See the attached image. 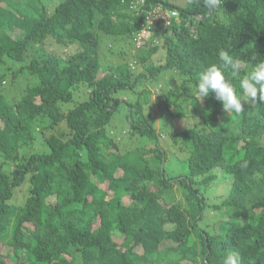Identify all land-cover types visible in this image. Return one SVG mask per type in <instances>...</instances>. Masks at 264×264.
Instances as JSON below:
<instances>
[{
  "label": "trees",
  "instance_id": "obj_1",
  "mask_svg": "<svg viewBox=\"0 0 264 264\" xmlns=\"http://www.w3.org/2000/svg\"><path fill=\"white\" fill-rule=\"evenodd\" d=\"M53 5L0 0V264H264V102L196 93L221 50L264 60V0H144L177 17L139 41V3ZM100 33L133 48L105 63Z\"/></svg>",
  "mask_w": 264,
  "mask_h": 264
},
{
  "label": "clouds",
  "instance_id": "obj_2",
  "mask_svg": "<svg viewBox=\"0 0 264 264\" xmlns=\"http://www.w3.org/2000/svg\"><path fill=\"white\" fill-rule=\"evenodd\" d=\"M141 4L138 8L146 14L150 9L142 6L144 0H131V2ZM199 0H188L189 4H196ZM209 14L222 7L223 0H203ZM177 13V12H176ZM177 17V15L175 16ZM173 17V18H175ZM220 64H210L205 70L198 74L196 82V93L198 99H204L214 94V98L221 102L222 109L226 114H239L244 110L243 102L251 99L255 101L259 93V99L264 102V60L255 63L251 70L243 77L241 73V61L228 52L221 50L219 52ZM230 73V78L226 74ZM233 79H238L240 93L237 92L232 83ZM242 93V94H241ZM241 257L237 251H229L223 258L222 264H240Z\"/></svg>",
  "mask_w": 264,
  "mask_h": 264
},
{
  "label": "rangeland",
  "instance_id": "obj_3",
  "mask_svg": "<svg viewBox=\"0 0 264 264\" xmlns=\"http://www.w3.org/2000/svg\"><path fill=\"white\" fill-rule=\"evenodd\" d=\"M51 1V4H54L53 5V7L55 6V4H57L60 0H50ZM53 1H55V3L53 2ZM163 1H167V2H170V3H172V4H175V5H178V6H181V5H183L184 4V0H163ZM53 7H52V9H53ZM111 37H109L108 35H106V34H103V33H100L99 34V48H100V55H99V57H100V59H102L105 63H107V62H110V63H114V62H117V61H119L120 59H121V57L119 56L120 55V53H118V50H120V49H122V48H125L126 50H127V53L129 52V49L130 48H133V45H132V43L131 42H126V40H118V41H116V42H111L112 44L114 43V45H112L111 43H110V41H111ZM46 49L47 50H53L54 49V47L51 45V44H49L48 42L46 43ZM110 46H112V51L111 52H109L108 50H106V47H110ZM71 50H72V48H70ZM106 50V51H105ZM63 51H66L65 49H63ZM102 54V55H101ZM6 59V58H5ZM8 62V61H7ZM6 62V63H7ZM12 63H15V62H12ZM12 66V68H10V67H6V69H5V71L6 72H1V73H4V75H5V77H6V84L5 85H7V86H5V90H6V92H7V94H9V96L10 97H12V96H14V94H13V89H12V87H11V84H12V82H13V80H15V79H13L12 78V76H11V74H10V70H11V72L13 71V70H15V69H17L18 68V65H11ZM21 76L22 77H25V74H21ZM29 78H31V76H29ZM16 80H18V79H16ZM164 80V79H163ZM21 81V80H20ZM27 81H31V79H27ZM9 82V83H8ZM162 82V81H161ZM24 84H26V80H24V83H23V86H24ZM156 89V88H155ZM21 90H22V88H21ZM150 98L154 101L155 99V97H154V95H151L150 96ZM155 103H156V101H154ZM72 104H69V105H67V107H70ZM155 109L154 110H156L157 111V114H158V116H159V119H158V121H157V123L158 124H160V123H162L163 122V113H161V111H158V108L157 107H154ZM123 108H119V113H118V116L121 118V114H122V112H123ZM123 117V116H122ZM169 124V123H168ZM164 130H166V129H164ZM168 130V129H167ZM118 137H120V136H118ZM179 166H181L182 167V164H179L175 169H177ZM181 201H183V199L182 198H179V200H178V202H181ZM217 225H219V222H217L216 223V225H214V223H210V227H215V226H217ZM216 231L218 232L219 231V229L218 228H216ZM171 243L170 242H168V243H164L163 245H170ZM162 245V246H163Z\"/></svg>",
  "mask_w": 264,
  "mask_h": 264
},
{
  "label": "built area",
  "instance_id": "obj_4",
  "mask_svg": "<svg viewBox=\"0 0 264 264\" xmlns=\"http://www.w3.org/2000/svg\"><path fill=\"white\" fill-rule=\"evenodd\" d=\"M143 0H140L142 2ZM133 2V1H132ZM158 7L150 8L146 21L145 27L140 31L139 34H136L134 37L135 41H139L142 37H145V33L147 32L149 26H153L157 23L161 24H168L170 19L177 15L176 11L169 12L166 9H162Z\"/></svg>",
  "mask_w": 264,
  "mask_h": 264
}]
</instances>
